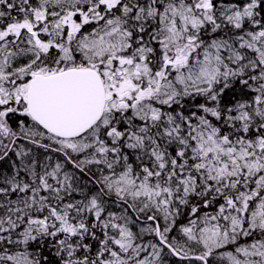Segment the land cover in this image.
Segmentation results:
<instances>
[{
  "label": "snow or ice",
  "instance_id": "6c2138e0",
  "mask_svg": "<svg viewBox=\"0 0 264 264\" xmlns=\"http://www.w3.org/2000/svg\"><path fill=\"white\" fill-rule=\"evenodd\" d=\"M0 264H264V0H0Z\"/></svg>",
  "mask_w": 264,
  "mask_h": 264
}]
</instances>
